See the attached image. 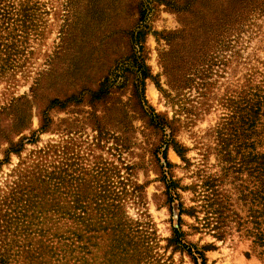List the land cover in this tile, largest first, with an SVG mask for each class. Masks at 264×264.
Masks as SVG:
<instances>
[{
  "label": "rangeland",
  "instance_id": "rangeland-1",
  "mask_svg": "<svg viewBox=\"0 0 264 264\" xmlns=\"http://www.w3.org/2000/svg\"><path fill=\"white\" fill-rule=\"evenodd\" d=\"M33 1L42 39L41 45L35 44L33 70L44 71L45 82L32 107L30 130L24 134L31 136L40 128V112L50 100L73 94L79 100L65 110H50L51 131L41 134L36 144L26 145L21 159L12 155L10 164L0 167V194L6 191L9 176L21 160L41 149L57 148L60 153H51L50 161L62 163L65 177L84 179L87 174L100 172L96 182L103 183L106 172L110 174L117 167L123 180L129 178L143 187L138 193L141 198H137L141 205L137 207L131 200L125 211L145 232L149 246L136 256L119 257L114 264H194L187 253L169 247L179 218V202L170 205L167 194L166 181L172 177L182 188L179 201L186 209L199 211L198 218L182 216L185 240L200 250L215 247L205 252L207 264H264V257L253 251L252 239L239 231L243 229L239 223L251 221L254 208L250 193L255 191L259 176L252 162L255 139L251 136L244 144L235 141L228 125L238 120L235 108L247 78L253 71L264 70V18L257 20L259 29L245 34L242 40L233 35L228 38L233 41L227 43L221 22L234 20V11L244 0ZM143 24L147 27L143 44L146 65L152 76L145 81L144 93L137 95L140 81L127 70L121 71L122 78L108 94H100L107 78L113 80L116 66L129 59L130 38ZM176 34H182V38L177 36L174 43L169 42V37ZM189 38L208 41L207 59L198 62L200 58H191L183 67L176 66L174 55H169L172 45L182 53ZM179 39L185 44L177 45ZM221 39L225 40L223 44ZM172 69H184L189 81L177 86ZM20 80L11 89L17 96L29 93L34 82L33 78ZM4 87L0 85V105L5 100ZM7 93L6 98H10ZM151 109L174 123L175 141L187 150L185 161L173 144L167 145L168 138L157 128V116ZM96 120L104 126L102 133L96 128ZM227 146L235 163L223 160ZM167 147L170 166L161 154ZM4 148H0V160L4 159ZM243 156L251 162L241 163ZM126 166L132 168L131 176ZM96 182L80 193H99ZM67 190L76 193L72 184ZM216 191L241 217L240 222L227 224L224 240H218L201 224L206 220L202 207L214 194L216 197ZM245 195H249L247 202L243 200ZM148 223L150 229L146 230Z\"/></svg>",
  "mask_w": 264,
  "mask_h": 264
},
{
  "label": "trees",
  "instance_id": "trees-1",
  "mask_svg": "<svg viewBox=\"0 0 264 264\" xmlns=\"http://www.w3.org/2000/svg\"><path fill=\"white\" fill-rule=\"evenodd\" d=\"M244 1L234 11V20L226 19L221 22L227 43L233 41L228 39L233 35L237 36V40H242L245 34L260 28L257 20L264 18V0ZM37 10L33 0H0V85H5L2 93L5 100L0 105V148H5L0 167L10 164L12 155L21 159L26 145L36 144L41 134L51 131L50 110H65L72 102L77 103L79 100L74 94L50 100L44 111L40 112V128L31 136L24 134L30 130L32 107L43 91L45 82L44 71L33 70L37 51L35 44L42 43L39 38L41 21ZM145 29L147 27L143 24L138 27L137 33L132 34L129 59L116 66L111 74L113 80L107 78L100 87V94H108L117 79L122 78V72L127 70L140 81L141 91H138L137 86V95L144 93L146 79L152 78L146 65L143 46ZM181 35L170 36L168 41L174 43L176 37ZM189 39L187 49L182 53H179L178 46L172 45L173 50L169 55H174L176 66L183 67L186 65L185 61L191 58H200L198 62L207 59L205 49L209 48L208 41ZM224 42L225 40H220V44ZM184 44L185 40L179 39L177 45ZM183 71L184 69L171 71V77L173 76L177 86L189 81ZM19 78H33L34 82L29 93L17 96L11 89L17 87L21 81ZM7 92H10V98H6ZM235 110L239 117L237 122L228 123L229 130L234 132L233 139L243 144L244 140L253 136L255 140L252 144V162L256 163L259 175L258 185L250 193L254 205L251 209V221L239 223V228L243 227L239 231L242 230L252 239L253 251L264 257V70L253 71L249 75ZM152 112L155 115L153 110ZM156 118L157 128L168 138L167 145L173 144L176 152L185 161L187 150L175 141L174 123L159 116ZM231 118L234 120L235 116ZM95 122L96 128L102 133L104 126L97 120ZM167 149L168 147L161 154L170 166ZM225 151L223 160L235 163L228 146ZM51 153L57 156L60 152L54 147L41 149L21 160L18 168L9 176L6 191L0 194V264H114L119 257L136 256L142 248H148L145 232L125 211L126 204L131 200H134L137 207L141 205L137 198H141L138 193L142 192V186L133 184L129 178L127 181L123 180L117 167H113L110 174L106 172L103 183L96 182L100 172L87 174L84 179L74 175L65 177L67 171L62 163H58L57 159L50 161ZM249 162L251 161H248V157H242L241 163ZM124 169L131 176L132 168L126 166ZM166 175L169 173L166 172ZM89 176L91 179H88ZM94 182L99 193H80L83 188H91ZM69 184L76 189V193L71 194L67 190ZM166 186L170 205L179 202L178 225L173 229L169 247H173L174 251L187 253L194 264H207L205 252L215 247L198 249L185 240L187 234L183 230L182 216L187 214L198 218L199 211L194 207L186 209L179 201V189L182 188L172 177L166 181ZM214 197L202 207L206 220L201 224L214 232L213 235L218 240H224L228 235L227 224L240 222L238 220L241 217L217 191ZM248 197L249 195H245L243 200L247 202ZM248 224L251 227H247ZM147 229H150V223L147 224ZM195 229L200 230L197 227Z\"/></svg>",
  "mask_w": 264,
  "mask_h": 264
}]
</instances>
